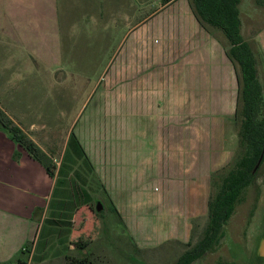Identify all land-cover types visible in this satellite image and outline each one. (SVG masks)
<instances>
[{"label":"crops","instance_id":"obj_1","mask_svg":"<svg viewBox=\"0 0 264 264\" xmlns=\"http://www.w3.org/2000/svg\"><path fill=\"white\" fill-rule=\"evenodd\" d=\"M122 1L127 0H0V51L20 50L22 55L24 51L44 52L52 43L55 44L50 49H61L60 39L67 42L69 28L84 16L94 14L99 3L110 11ZM131 1L135 3L133 17H141L143 0ZM239 9L242 35L257 43L264 71V0H242ZM115 11L119 12V8ZM156 31L166 35L165 46L157 47L155 41L150 42L149 34ZM132 34L117 48L123 64H127V59L130 61L133 49L135 68L133 105L129 110L133 116L120 118L119 129L134 125L140 143L145 129L151 128L155 133L159 129L165 131L164 139L170 144L167 167L175 179L170 191L176 195L170 238L185 242L190 239V219L208 212L212 174L232 161L238 145L236 71L220 41L200 26L188 0L162 3L136 25ZM76 47L72 55L77 60ZM63 48V52L70 50L67 46ZM164 50L172 59L175 71L166 87L159 90L154 63L157 54ZM28 54L30 59L32 55ZM106 59L111 65L112 60L104 58V61ZM126 97L125 94L127 103ZM109 110V107L103 109L106 116L99 123L112 129L111 117L107 116ZM124 110H128L127 106ZM80 119L83 117L78 116L77 121ZM156 136L158 146L160 136ZM75 146L74 152L70 146L67 152L65 150L60 163L55 164L54 176H49L46 168L0 125V264H46L49 256H61L55 242L62 241L63 237L58 239L62 231L54 226L56 220L77 215L94 200L90 188L92 168L73 144ZM142 184L133 187L135 197L131 207H116L124 222L135 228L143 224ZM262 192V205L250 221L254 232L255 227L261 225L257 244L254 249L247 244L249 229L246 244L241 242L248 264H264V190ZM163 199L159 197L151 204V209L161 207ZM199 200H202V209H199ZM180 203L182 209L178 207ZM27 255L29 261L25 262L22 257Z\"/></svg>","mask_w":264,"mask_h":264},{"label":"rangeland","instance_id":"obj_2","mask_svg":"<svg viewBox=\"0 0 264 264\" xmlns=\"http://www.w3.org/2000/svg\"><path fill=\"white\" fill-rule=\"evenodd\" d=\"M162 2L143 0L141 17H133L134 1H122L110 11L105 10L101 2L94 14L84 16L69 28L67 42L60 39L61 49H50L55 44L52 43L44 52L28 51L32 55L30 59L27 51L24 55L20 50L0 51V107L5 116L56 165L65 150L68 151L74 134L92 168L90 188L94 200L77 215L52 224L62 231L58 239L63 237V240L55 242L61 256H49L46 264H174L189 242V239L183 242L170 238L176 195L170 191L175 179L167 167L170 144L164 139L165 131L159 129L155 133L151 128L145 129L140 143L134 125L128 124L126 130L119 129L120 118L133 116L129 110L133 105L135 68L133 49L130 50V61L127 59V64H123L119 61L117 48L127 37L129 40L136 25L158 10ZM91 4L94 8V3ZM246 6H249L248 2ZM117 8L119 12L115 11ZM139 34L140 31L137 36ZM82 36L86 37L81 42ZM135 37L130 40L131 44ZM149 40L162 47L166 44V35L156 31L149 34ZM76 45L77 60L72 55ZM66 46L70 50L63 52ZM104 58L111 59V65ZM154 65L161 90L174 74L175 67L165 50L157 54ZM124 106L128 110H124ZM107 107L110 108L107 116L111 117L112 129L99 123L106 116L103 109ZM78 116L83 119L77 121ZM157 134L160 136L158 146ZM70 148L76 151L73 141ZM141 184L143 224L135 228L130 224L131 220L129 226L115 210L117 206L121 209L131 207L135 197L133 187ZM263 190L264 170L227 223L226 235L220 245L194 264H248L241 242L246 244L249 229L251 243L247 244L253 249L257 244L261 225L255 227L254 232L250 221L262 205ZM161 196L164 197L161 207L151 209V204ZM98 203L102 204L101 211L97 210ZM178 207L182 209L181 203ZM199 209H202V200H199ZM207 214L190 219V236L193 219L199 218L203 225ZM22 260L28 262L29 256Z\"/></svg>","mask_w":264,"mask_h":264},{"label":"trees","instance_id":"obj_3","mask_svg":"<svg viewBox=\"0 0 264 264\" xmlns=\"http://www.w3.org/2000/svg\"><path fill=\"white\" fill-rule=\"evenodd\" d=\"M171 1L163 0L162 3L165 5ZM188 2L200 26L220 41L235 68L238 80L235 113L238 145L232 161L212 174L207 218L203 225L199 218L193 219L189 242L174 264H194L220 245L226 235L227 223L243 202L247 190L256 186L264 170V71L257 43L246 40L242 35L239 9L242 0ZM0 124L34 160L46 168L49 176H54L56 166L49 155L6 117L1 107ZM72 141L79 148L77 153L84 154L74 134L68 146ZM118 217L122 218L119 212Z\"/></svg>","mask_w":264,"mask_h":264},{"label":"water","instance_id":"obj_4","mask_svg":"<svg viewBox=\"0 0 264 264\" xmlns=\"http://www.w3.org/2000/svg\"><path fill=\"white\" fill-rule=\"evenodd\" d=\"M260 162H261V160H260ZM260 162H259V164H260ZM259 164H258V166H259ZM257 166V167H258ZM97 210L98 211H101L102 210V204L101 203H98V205H97Z\"/></svg>","mask_w":264,"mask_h":264}]
</instances>
